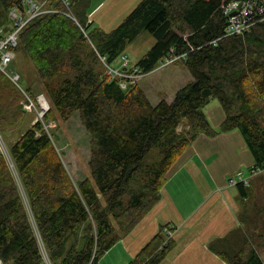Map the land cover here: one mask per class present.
<instances>
[{
	"label": "trees",
	"instance_id": "16d2710c",
	"mask_svg": "<svg viewBox=\"0 0 264 264\" xmlns=\"http://www.w3.org/2000/svg\"><path fill=\"white\" fill-rule=\"evenodd\" d=\"M34 1L38 13L19 31L14 50L27 53L50 107L10 142L8 156L0 148L5 264H41L42 246L52 264H97L157 202L165 172L199 134L238 130L253 166L264 167L263 6L249 31L224 36L222 5L229 0H139L108 32L89 21L91 0ZM27 7L24 0H0V25L9 29L10 10ZM142 31L155 38L135 64L143 73L171 50L184 53L174 63H183L191 79L171 101L153 104L139 86L121 88L99 66L100 55L110 64ZM6 91L0 85L2 132L20 118ZM211 99L224 113L217 129L203 111ZM54 112L62 120L77 112L90 137L89 175L77 182L45 127ZM236 186L239 198L254 199L250 183ZM251 214L246 204V222L258 231ZM163 241L156 234L129 264H157L172 245ZM219 254L226 264H263L248 240Z\"/></svg>",
	"mask_w": 264,
	"mask_h": 264
},
{
	"label": "crops",
	"instance_id": "0c3cea01",
	"mask_svg": "<svg viewBox=\"0 0 264 264\" xmlns=\"http://www.w3.org/2000/svg\"><path fill=\"white\" fill-rule=\"evenodd\" d=\"M106 1L98 0L97 5L88 10L89 21L102 29L101 15L94 14ZM125 1L129 3L123 12L130 11L139 0ZM119 65L118 61L115 67ZM170 70L157 73L154 79L144 78L139 84L151 103L160 99L171 101L181 87L178 75ZM203 111L210 125L217 129L224 118L220 105L211 99ZM253 164L252 154L238 130L220 132L212 137L199 134L165 172L157 202L102 256L117 250L121 259L126 256L124 262L129 264L156 234L164 237L160 229L171 224L174 227L171 248L157 264H226L219 252L234 253L246 240L264 264V234L251 228L250 232L247 227L250 223L244 217L243 205L249 197L239 198L237 186L228 183V178L237 170L247 174ZM262 174L250 178V193L255 177L260 175L264 182ZM117 245H121V249H116Z\"/></svg>",
	"mask_w": 264,
	"mask_h": 264
},
{
	"label": "rangeland",
	"instance_id": "374dc122",
	"mask_svg": "<svg viewBox=\"0 0 264 264\" xmlns=\"http://www.w3.org/2000/svg\"><path fill=\"white\" fill-rule=\"evenodd\" d=\"M97 3L98 0H92L91 5L89 7V11H91L97 5ZM127 3L129 2H126L125 0H107L95 9L96 13L94 14V16L101 15L102 19L100 20H102L101 23L103 29H105V32H108L113 29L129 12H123L124 8L127 7ZM121 13H123V15H121ZM7 26H11V23L9 21ZM154 42L155 38L150 33H148L147 31H142L134 38V40H132L131 43L128 44L124 52L120 54L117 58H115L112 62H110V64L112 66L117 65L118 61L120 63L121 56L126 55L129 60L128 66L131 67L136 64V62L142 57V55L150 49ZM14 54V58L8 63L5 70L7 73H17L19 75V85L22 86V88L29 95L30 93L34 94L33 96H31L32 94L30 96L35 102L37 111H28L27 109H25L23 107V103L25 100L24 95L21 93L23 96L20 97L17 93V90L10 83L12 81L6 75V77L2 75L4 73L0 74V79L2 80L0 85L6 87V93L9 95L8 98L14 101L15 106L18 107L20 114L18 124L14 126H9L5 132H2L0 130L1 141L6 147H8L10 142L17 138L19 134H21V132H23L27 127H29L35 120L40 118L38 114L39 104L35 101L36 95L41 93L45 96L47 100L40 78L23 47L19 46L17 49H15ZM99 66L104 73V64L101 63L99 64ZM169 69H171L170 73L171 71H174L178 75L179 86H183L186 82H188L190 76L186 74V68L184 67L183 63L177 62L166 65L159 69H154L156 70L154 72L150 71L145 73L142 77L134 81L132 85L135 84V86L138 87L139 84L142 83V80L144 78H157V73L167 71ZM17 88L19 89V91H21L19 87ZM150 95H152V93H150ZM215 101L218 103L216 99ZM47 103L48 107H50V103L48 100ZM53 115L54 116L52 119L45 121V127L48 131L52 133V140L54 141L58 151L61 153V158L64 164L66 165V168L68 169L73 180L77 182L85 176L89 175L87 161L89 158L90 137L85 128L82 126L77 112L72 113L66 120H62L57 114V112H54ZM0 148L2 149L1 146ZM262 172H264V169H261L257 173L262 174ZM252 183V193L250 196L253 195L254 199H252L251 197H247L248 199L245 200V203L249 204L251 207L252 214L250 215V217L252 219H255V222L258 227L261 226L257 232L264 234V182L262 181L259 175L252 180L251 184ZM247 227L249 229L251 228L250 225ZM116 249H121V245H117ZM121 257V253L117 252V250H114L108 255H101V257L99 258L100 261L98 260V262L99 264H126V261L124 262V260H126V256H124L123 259H121ZM127 260H129V258Z\"/></svg>",
	"mask_w": 264,
	"mask_h": 264
},
{
	"label": "built area",
	"instance_id": "2783aa9c",
	"mask_svg": "<svg viewBox=\"0 0 264 264\" xmlns=\"http://www.w3.org/2000/svg\"><path fill=\"white\" fill-rule=\"evenodd\" d=\"M29 7L25 9V12H20L18 8H12L10 10L11 26L9 29H6L4 26L0 25V72L4 73L17 87H19L24 95L23 107L28 111L36 110V105L32 97L19 85L18 79L19 75L17 73H7L6 66L14 58V47L17 45L18 33L19 31L27 24V22L38 13L39 4L34 0H24ZM264 3H261V0H229L224 5H222V12L226 15V24L224 27V36L227 35H239L244 32L249 31L255 23L259 20L256 19V10L260 8ZM260 8V11L263 9ZM101 62L104 64L106 69V74L110 79H117L118 84L121 88H126L128 85L132 84L138 78L142 77L143 73L140 68L134 66L129 67L128 57L126 55L121 56L120 65L118 67L112 66L109 64L105 57L99 56ZM184 53L175 54L172 50L159 62L158 66L155 69H159L166 65L174 63L178 59H183ZM35 101L39 104L38 114L39 117L42 116L45 110L48 109V103L43 94H38L35 97ZM0 146L4 150L6 156L7 148L3 144L0 138ZM264 167H254L252 166L249 169V172L246 174L243 170H237L234 175L228 178V183L230 185H236L241 183L245 186L248 185L250 178L260 171ZM173 225L166 224L163 227L164 232V241L162 244L171 238L173 232ZM162 246V245H161ZM161 246H158V249H161ZM42 263L41 264H52L50 259L43 248L41 247ZM0 264H5L3 259L0 256ZM143 264V262L141 263Z\"/></svg>",
	"mask_w": 264,
	"mask_h": 264
}]
</instances>
